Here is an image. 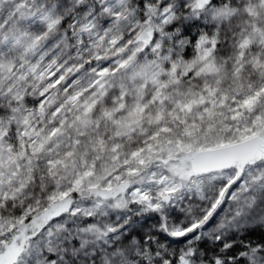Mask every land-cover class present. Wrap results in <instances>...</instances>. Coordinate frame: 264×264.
I'll list each match as a JSON object with an SVG mask.
<instances>
[{"label": "snow or ice", "instance_id": "obj_1", "mask_svg": "<svg viewBox=\"0 0 264 264\" xmlns=\"http://www.w3.org/2000/svg\"><path fill=\"white\" fill-rule=\"evenodd\" d=\"M0 264H264V0H0Z\"/></svg>", "mask_w": 264, "mask_h": 264}]
</instances>
